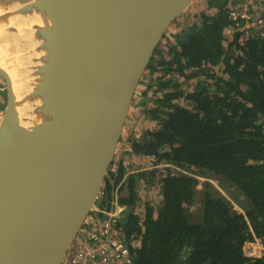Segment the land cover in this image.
<instances>
[{
	"label": "trees",
	"instance_id": "obj_1",
	"mask_svg": "<svg viewBox=\"0 0 264 264\" xmlns=\"http://www.w3.org/2000/svg\"><path fill=\"white\" fill-rule=\"evenodd\" d=\"M226 4L208 0L181 28L178 18L141 78V91L158 94L146 112L156 128L120 142L154 167L123 178L127 166L113 159L105 176L102 207H112L116 189L128 190L118 197L126 206L118 226L133 264H264V250L258 258L243 254L247 240L264 243V37L226 38ZM199 177L234 189L242 211L231 214V201L208 180L198 192ZM141 184H156L161 195L157 206L145 202L142 216ZM197 193L198 215L191 209Z\"/></svg>",
	"mask_w": 264,
	"mask_h": 264
},
{
	"label": "water",
	"instance_id": "obj_2",
	"mask_svg": "<svg viewBox=\"0 0 264 264\" xmlns=\"http://www.w3.org/2000/svg\"><path fill=\"white\" fill-rule=\"evenodd\" d=\"M193 1L57 0L63 82L34 93L40 107L25 123L0 61V264H61L96 212L155 48Z\"/></svg>",
	"mask_w": 264,
	"mask_h": 264
},
{
	"label": "bare ground",
	"instance_id": "obj_3",
	"mask_svg": "<svg viewBox=\"0 0 264 264\" xmlns=\"http://www.w3.org/2000/svg\"><path fill=\"white\" fill-rule=\"evenodd\" d=\"M57 0H0V61L7 65L16 95L20 123L40 107L36 91L53 92L63 82L54 65L60 60L54 48L60 34ZM24 96H23V95ZM13 168L18 162H12Z\"/></svg>",
	"mask_w": 264,
	"mask_h": 264
},
{
	"label": "built area",
	"instance_id": "obj_4",
	"mask_svg": "<svg viewBox=\"0 0 264 264\" xmlns=\"http://www.w3.org/2000/svg\"><path fill=\"white\" fill-rule=\"evenodd\" d=\"M226 7L230 20L223 31L226 38L239 31L264 37V0H227ZM118 197L117 192L114 193L109 209L97 205L96 212L91 213L84 223L61 264H133V253L118 226L126 209L124 204L118 202ZM254 246L252 242H246L244 254L253 255L248 250Z\"/></svg>",
	"mask_w": 264,
	"mask_h": 264
},
{
	"label": "crops",
	"instance_id": "obj_5",
	"mask_svg": "<svg viewBox=\"0 0 264 264\" xmlns=\"http://www.w3.org/2000/svg\"><path fill=\"white\" fill-rule=\"evenodd\" d=\"M180 25H177V27ZM183 26L185 25H182L181 27ZM144 91H147V90L143 89L141 92H144ZM141 92H139L138 97L133 98L132 104L130 106V110L128 113V118H127L126 126H125L126 135L129 132L138 134L143 130H147V129L152 130L156 128V122L153 121L151 117L146 114V112L150 108L157 106L155 98L158 94L154 95L152 92L147 91L145 95H142ZM126 146H127L126 140L123 139L119 143V146L117 148V153L114 157L115 166L118 165L121 159L123 160V163L127 166V169H126V172L124 173L123 178H126L128 174H133V173H136L138 171H143V170H149L154 167L152 165V162H153L152 158L136 156L134 154L125 153ZM158 166H162V165H158ZM157 187L158 186L156 184L150 185L149 187H145L144 184H141V186L138 188L140 202H139L136 212L139 213L140 216H142L141 214H143L145 202H148V200L149 202L150 200H153L151 197V193L154 190L152 189L156 188V192H158ZM146 192H149L148 194L149 196H147L145 202L141 204V202L143 201L141 198L145 197L144 195L146 194ZM114 207H116V202L114 203Z\"/></svg>",
	"mask_w": 264,
	"mask_h": 264
},
{
	"label": "rangeland",
	"instance_id": "obj_6",
	"mask_svg": "<svg viewBox=\"0 0 264 264\" xmlns=\"http://www.w3.org/2000/svg\"><path fill=\"white\" fill-rule=\"evenodd\" d=\"M207 2L208 0H194L193 1V4L187 8V10L184 12V14L179 18V22L177 23V25H186V19L187 20H190L191 18L192 19H195V16L196 14H198L201 10L205 9L207 7ZM214 11V9H212V12ZM175 24V23H174ZM173 24V25H174ZM175 24V26H177ZM182 25L178 26L181 27ZM173 26H171L170 30L168 31L167 34H170L174 29L172 28ZM139 92H141V87L139 88ZM139 95V94H137ZM6 99H7V96H6V83H5V80L0 77V120H1V117H2V114L5 110V106H6ZM208 180L211 182V184L214 186V188L219 192L220 195H223L224 197H226L227 200H230L231 203H232V207L240 212L242 211L241 208H240V205L239 203L240 202V197L239 194L232 188H225L223 187L222 185H219V183L214 180V179H210V178H206V177H199V183L197 185V190L198 192H200V190H202V186H203V183ZM152 190V193H151V197H152V201L153 203L155 204V206L159 205V202L161 200V195L158 192H156V188H153ZM117 191H115L116 193ZM149 192H146V194L144 195L145 197L141 198L143 201L141 202V204L143 202H145L147 196H149ZM238 197V198H237ZM157 201V202H156ZM192 211L194 214H199V210H200V194L197 193L196 195V198H195V203L193 204V206L191 207ZM196 215V216H197ZM260 251V250H259ZM248 253H252L253 255L256 254L255 251H251V250H248ZM260 253V252H259Z\"/></svg>",
	"mask_w": 264,
	"mask_h": 264
},
{
	"label": "clouds",
	"instance_id": "obj_7",
	"mask_svg": "<svg viewBox=\"0 0 264 264\" xmlns=\"http://www.w3.org/2000/svg\"><path fill=\"white\" fill-rule=\"evenodd\" d=\"M257 241V242H256ZM246 242H252L255 246H254V248H249V250H253V251H255L256 252V254L255 255H251V256H248L249 258H258V257H260L261 255H262V253H263V250H264V243H262L261 242V240L260 239H257V238H253V240H247ZM245 242V243H246ZM244 243V244H245ZM260 250V251H259ZM260 252V253H259ZM243 254H244V251H243ZM245 255V254H244ZM245 256H247V255H245Z\"/></svg>",
	"mask_w": 264,
	"mask_h": 264
},
{
	"label": "flooded vegetation",
	"instance_id": "obj_8",
	"mask_svg": "<svg viewBox=\"0 0 264 264\" xmlns=\"http://www.w3.org/2000/svg\"><path fill=\"white\" fill-rule=\"evenodd\" d=\"M115 191H117V189H116ZM119 194H120V196H126V195L123 194V191L120 192V193H118V195H119ZM97 205H102V204L100 203V200L97 201ZM231 207H232V203H231ZM232 209H234V208H232ZM124 212H125V211H124ZM124 212L122 213V215L124 214ZM122 215H121V216H122Z\"/></svg>",
	"mask_w": 264,
	"mask_h": 264
}]
</instances>
